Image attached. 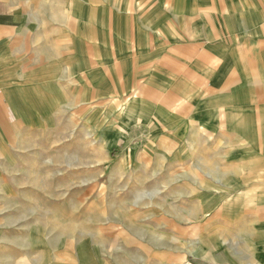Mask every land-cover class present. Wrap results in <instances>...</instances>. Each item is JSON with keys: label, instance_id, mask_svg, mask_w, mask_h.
Returning a JSON list of instances; mask_svg holds the SVG:
<instances>
[{"label": "rangeland", "instance_id": "obj_1", "mask_svg": "<svg viewBox=\"0 0 264 264\" xmlns=\"http://www.w3.org/2000/svg\"><path fill=\"white\" fill-rule=\"evenodd\" d=\"M55 1V6L57 1L66 5V15L74 0ZM82 1L87 14L90 4L95 7L101 31L107 32L101 43V80L97 85L91 56L86 80L72 73L71 104L58 99L61 104L51 107L49 122L36 123L40 130L11 141L12 162L6 165L11 170L5 172L13 175L10 193L6 174L0 175V264H153L152 252H175L183 255L177 261L194 262L189 255L210 238L220 241L219 227H226L219 224L224 217L218 212L231 210L229 183L223 181L234 159L227 152L245 148L235 126L242 113L245 128L260 130L257 102L242 111L226 110L219 104L238 102L237 90L207 96L213 104L197 112L200 128L187 124L179 129L177 114L171 121L164 110L178 112L189 98L170 97L175 85L160 83L162 93L154 99L153 85L141 78L128 90L127 73L149 65L146 56L157 50L161 56L152 62L169 67L179 59L187 68L208 61V33L213 38L218 29L235 26L244 33L247 27L251 36L264 38V0H163L162 14L169 16L158 19V40L132 51L111 37L113 31L108 33L113 8L117 20L128 11L137 18L132 28H143L159 4ZM114 24L119 37L127 22ZM203 92L194 104L204 103ZM224 236L232 251L245 247V239L232 238L233 231L227 229Z\"/></svg>", "mask_w": 264, "mask_h": 264}, {"label": "crops", "instance_id": "obj_2", "mask_svg": "<svg viewBox=\"0 0 264 264\" xmlns=\"http://www.w3.org/2000/svg\"><path fill=\"white\" fill-rule=\"evenodd\" d=\"M155 2L159 4L155 6L156 14L146 25L141 24L143 28H132L131 22L137 18L130 16L128 11L122 12L117 20L113 8L114 16H111V31L108 33L113 31L111 37L121 41L129 51L138 47L143 50L147 40L153 42L159 38L158 28L161 26L158 19L169 16L162 14L163 0ZM59 4L61 1H57L55 6V0H0V175L10 169H6V165L12 162L11 141H20L25 133L40 130L35 124L48 121L51 107L61 104L58 99H63L64 104H71V78L77 73L79 80L81 77L86 80V64L91 62V56L97 85L101 80V43L107 32L101 31L100 19L94 15L95 7L88 5L91 13L87 14L88 10L83 11V1L74 0L70 12L66 10L64 15L66 5ZM119 21H126L127 24L118 37L114 23ZM244 30L246 32L241 33L235 26L218 29L213 38L208 33V42L212 43L205 58L209 59L198 61L193 67L187 68L182 59L174 61L170 67L160 63L157 60L161 53L157 50L154 56L152 52L146 56L149 65L127 73L128 90L133 89L132 85L141 78L144 83L153 85L149 93L154 99L162 93L158 89L160 83L175 85L170 97L189 98L186 99L187 107H181L179 113L169 108L164 110L165 118L171 121L176 120L173 114H177L179 129H185L187 124L195 130L200 128L197 112L203 106L212 107L213 104L207 96L216 98L237 90L240 95L238 102L219 104L226 110L242 111L249 103L257 102L260 130L253 132L245 128L247 120L242 113L243 119L240 123L235 122V126L245 136L241 141L245 148L233 152L235 154L231 150L227 152L228 158L234 161L229 163L230 177L223 183L228 181L232 199L228 213L218 212L224 217L219 219V224L227 223L226 227H219L220 241H211L210 238L207 244L197 247L189 255L194 262L177 261L183 255L175 252L149 253L153 264H264V38L251 36L247 27ZM193 48L197 50V47ZM154 59L157 60L152 62ZM199 70L203 75L196 73ZM207 80L213 81L210 82L211 88L205 86ZM201 90L205 91L202 95L206 96L204 103L194 104V101L198 102L194 97H199ZM217 105L214 112L220 110ZM218 113L216 116L220 115ZM233 121L229 124L234 125ZM232 145L235 146L234 143ZM9 178L13 180V175L6 174L5 177L6 190L10 193L14 186ZM227 229L233 231L232 238L242 239V242L245 239L243 249L235 246L232 251L225 246L224 233ZM31 241L35 245L36 237Z\"/></svg>", "mask_w": 264, "mask_h": 264}]
</instances>
